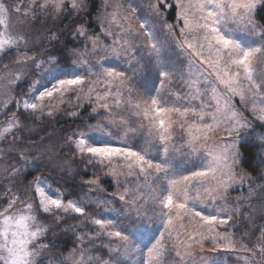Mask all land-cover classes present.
<instances>
[{"label": "snow or ice", "instance_id": "1", "mask_svg": "<svg viewBox=\"0 0 264 264\" xmlns=\"http://www.w3.org/2000/svg\"><path fill=\"white\" fill-rule=\"evenodd\" d=\"M0 117V264H264V0H0Z\"/></svg>", "mask_w": 264, "mask_h": 264}, {"label": "trees", "instance_id": "2", "mask_svg": "<svg viewBox=\"0 0 264 264\" xmlns=\"http://www.w3.org/2000/svg\"><path fill=\"white\" fill-rule=\"evenodd\" d=\"M95 9L93 8V14H94ZM69 21L68 20H64L62 23H59V28L58 29H54L57 31L63 30L64 29V25L67 24ZM48 27H53V25L51 23H49ZM43 32V30H42ZM67 39H71L70 37H67ZM71 46V45H70ZM71 123L70 119H64V118H59V123L52 121L49 122L47 120L45 121H38L36 123V125H32L29 124V127H35L38 131V136H45L46 133H51L53 132V129H55V132L53 133L55 140L54 142L59 146V144L62 143V141L60 140V130L65 128L66 126H68ZM40 128H43L44 131H39ZM25 135H28V133H24ZM256 152V149L251 147L250 145H245V149H244V153H245V166H251L253 164V161L256 160V156L254 155V153ZM75 167V166H73ZM249 170H251L249 168ZM255 174V173H253ZM79 177H77L78 179ZM72 182L69 181V185H71ZM69 193L71 194L73 192V187H69L68 188ZM233 196L237 195V192H232L231 193ZM259 222V221H258ZM69 223H74L73 221H69ZM63 227V226H62ZM57 238L60 240V245L56 248L53 249L54 253H58L60 251L63 252H67L74 244V240H73V236L72 233L69 232L67 235H57ZM220 259L222 261H225V257L223 255H221ZM227 264H231V261L228 260Z\"/></svg>", "mask_w": 264, "mask_h": 264}, {"label": "rangeland", "instance_id": "3", "mask_svg": "<svg viewBox=\"0 0 264 264\" xmlns=\"http://www.w3.org/2000/svg\"><path fill=\"white\" fill-rule=\"evenodd\" d=\"M42 30H43V29H39L40 32H42ZM35 34H36V33H34V35H35ZM0 119H3V117H0ZM25 132L28 133L27 130H25Z\"/></svg>", "mask_w": 264, "mask_h": 264}]
</instances>
